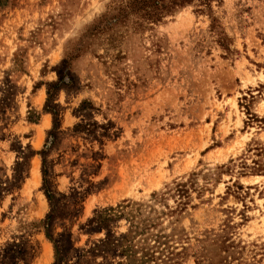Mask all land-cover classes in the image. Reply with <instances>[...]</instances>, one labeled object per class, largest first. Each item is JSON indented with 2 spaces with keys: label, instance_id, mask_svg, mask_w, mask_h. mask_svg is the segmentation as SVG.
Instances as JSON below:
<instances>
[{
  "label": "rangeland",
  "instance_id": "374dc122",
  "mask_svg": "<svg viewBox=\"0 0 264 264\" xmlns=\"http://www.w3.org/2000/svg\"><path fill=\"white\" fill-rule=\"evenodd\" d=\"M131 220L264 264V0H0V264H118Z\"/></svg>",
  "mask_w": 264,
  "mask_h": 264
},
{
  "label": "trees",
  "instance_id": "16d2710c",
  "mask_svg": "<svg viewBox=\"0 0 264 264\" xmlns=\"http://www.w3.org/2000/svg\"><path fill=\"white\" fill-rule=\"evenodd\" d=\"M49 198L50 194L47 192ZM113 210L114 209H110ZM107 213V211H105ZM110 213V212H109ZM118 215V214H117ZM107 216L102 217V215H98V219L103 221ZM108 217H111V214H108ZM94 220H97L95 218ZM93 219L91 222L94 221ZM144 230H140L139 224L135 223L134 220H131V224L129 230L121 234L118 237H112V234L108 232V237L105 240L101 241V246L111 247V249H118L119 256L122 258V262L118 264H149L153 261V255L149 254V252H145L143 250H139L136 248L138 246L136 238L139 235H142Z\"/></svg>",
  "mask_w": 264,
  "mask_h": 264
}]
</instances>
